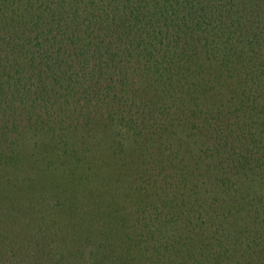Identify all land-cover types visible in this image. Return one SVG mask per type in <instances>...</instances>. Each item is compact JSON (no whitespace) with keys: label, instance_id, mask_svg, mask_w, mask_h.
<instances>
[{"label":"trees","instance_id":"16d2710c","mask_svg":"<svg viewBox=\"0 0 264 264\" xmlns=\"http://www.w3.org/2000/svg\"><path fill=\"white\" fill-rule=\"evenodd\" d=\"M0 264H264V0H0Z\"/></svg>","mask_w":264,"mask_h":264}]
</instances>
